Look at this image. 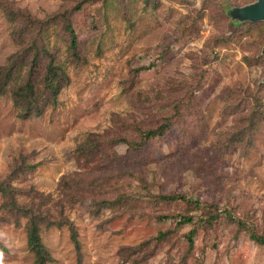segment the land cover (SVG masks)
Instances as JSON below:
<instances>
[{
	"label": "rangeland",
	"instance_id": "1",
	"mask_svg": "<svg viewBox=\"0 0 264 264\" xmlns=\"http://www.w3.org/2000/svg\"><path fill=\"white\" fill-rule=\"evenodd\" d=\"M255 1L0 0L41 22L68 13L78 39L77 56L59 24L36 41L67 77L42 116H18L16 81L0 97V264L33 262L13 196L62 212L75 232L76 245L68 227H41L46 264H264L248 237L264 236V21L230 16ZM12 26L0 9V67L27 44L13 43ZM167 121L138 150L120 141ZM91 142L101 153L80 155ZM73 174L79 186L60 192ZM175 194L187 200L159 199Z\"/></svg>",
	"mask_w": 264,
	"mask_h": 264
},
{
	"label": "trees",
	"instance_id": "2",
	"mask_svg": "<svg viewBox=\"0 0 264 264\" xmlns=\"http://www.w3.org/2000/svg\"><path fill=\"white\" fill-rule=\"evenodd\" d=\"M94 0H87L88 4H93ZM6 3L0 4V9L3 11L5 16L12 23L11 40L15 45L20 46L27 40V44L23 50H18L8 60L5 67H0V97H2L7 87L11 82L16 81L9 91L14 106L18 109V116L21 119H27L29 117H40L44 109V105H56L57 97L60 89L66 81V74L61 70L57 64H55V54L49 52L47 49H41L40 44L36 43L38 38L48 29L51 25L61 26L62 30L67 34L69 40V48L73 56L76 55L78 46V39L75 30L71 26V19L68 13L58 14L49 18L48 21H37L30 17L25 11H21ZM86 4L83 1H78L73 6L74 10H80L83 5ZM9 6V7H8ZM46 66V68H45ZM23 70V73H21ZM139 71V70H138ZM17 73L21 74L18 75ZM169 128V122L160 124L154 128L138 130L139 140L133 142L127 139H121L120 141L127 146L128 151L138 150L143 146L149 144L150 141L162 137ZM89 142V141H88ZM102 144L99 143H88L83 145L78 151L80 155H85L88 158L96 157L101 153ZM110 146V143H108ZM78 174L63 176L58 181L57 189L60 192L71 191L79 186V181L72 180L71 177H77ZM2 196L6 197L8 192L6 188H0ZM38 193H34L35 196ZM71 196V195H69ZM79 195L76 194L75 197ZM10 199V197L8 196ZM12 197L11 210L27 219L26 225V243L28 250L33 255L32 264H46L50 259L47 251L44 249L39 232L41 227L45 230L50 228H60L63 226L68 227L70 231V239L76 245L75 232L72 229L70 223L64 218L62 212H58L57 216H53L48 210L39 212V209H34L32 203L28 207L17 205ZM159 199L163 202H173L177 200L187 199L183 195H160ZM11 200V199H10ZM195 205L200 206L201 202L198 200L192 201ZM38 205H36V208ZM39 214H35V213ZM231 211L226 212V217L233 220L239 230L244 231L246 225L239 219H234L231 216ZM217 214L207 215L206 217H198L199 223H211L216 219ZM159 219H164L160 217ZM176 222L177 226L191 224L193 222L190 217H179ZM193 231L186 236L189 248H191L192 240L191 235ZM166 233H160L159 237L163 238ZM249 239L258 244L264 245V236L256 232L248 233Z\"/></svg>",
	"mask_w": 264,
	"mask_h": 264
},
{
	"label": "water",
	"instance_id": "3",
	"mask_svg": "<svg viewBox=\"0 0 264 264\" xmlns=\"http://www.w3.org/2000/svg\"><path fill=\"white\" fill-rule=\"evenodd\" d=\"M230 16L239 22H260L264 21V0H256L254 3L234 8L230 12ZM262 54L264 55V47L262 49Z\"/></svg>",
	"mask_w": 264,
	"mask_h": 264
}]
</instances>
